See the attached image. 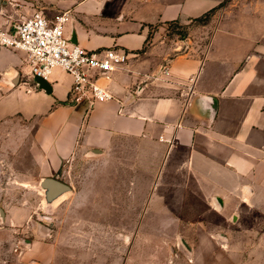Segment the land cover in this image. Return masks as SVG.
<instances>
[{
  "label": "crops",
  "instance_id": "crops-1",
  "mask_svg": "<svg viewBox=\"0 0 264 264\" xmlns=\"http://www.w3.org/2000/svg\"><path fill=\"white\" fill-rule=\"evenodd\" d=\"M224 1L200 27L205 48L160 30L147 48L153 25L189 23ZM66 11V33L82 46L129 54L110 83L114 97L92 108L69 103L68 72L55 68L47 91L24 50L0 46V154L31 164L26 176L41 183L68 177L78 156L116 162L127 153L136 171L129 192L145 195L136 203L146 221L157 210L180 221L190 195L234 221L243 210L264 221V0H74ZM31 14L0 0L5 29ZM11 210L6 219L24 220L22 207ZM35 242L30 261L52 264L56 250L36 251Z\"/></svg>",
  "mask_w": 264,
  "mask_h": 264
},
{
  "label": "rangeland",
  "instance_id": "rangeland-1",
  "mask_svg": "<svg viewBox=\"0 0 264 264\" xmlns=\"http://www.w3.org/2000/svg\"><path fill=\"white\" fill-rule=\"evenodd\" d=\"M5 1L50 17L73 8L74 2ZM201 26L195 20L153 25L147 48L156 30L172 43L191 38L205 48L209 31ZM14 157L0 154V264H51L30 261L35 241L41 242H35L36 251L56 250L52 264H264V221L255 220L256 211H238L240 220L234 221L227 212L201 209L190 195L180 221L168 220L161 210L152 211L153 220L146 221L145 209L136 203L145 195L129 192L136 171L127 153L116 162L78 156L69 176L60 178L68 188L54 197L26 176L31 164L23 167ZM109 188L116 193L104 194ZM14 206L25 213L16 225L6 219ZM23 251L31 253L22 259Z\"/></svg>",
  "mask_w": 264,
  "mask_h": 264
},
{
  "label": "built area",
  "instance_id": "built-area-1",
  "mask_svg": "<svg viewBox=\"0 0 264 264\" xmlns=\"http://www.w3.org/2000/svg\"><path fill=\"white\" fill-rule=\"evenodd\" d=\"M68 21V11L50 17L36 10L7 29L0 26V46L24 50L34 79L48 81L55 68L68 72L73 77L69 103L87 102L92 108L114 97L110 83L129 54L116 47L87 49L74 42L66 33Z\"/></svg>",
  "mask_w": 264,
  "mask_h": 264
},
{
  "label": "water",
  "instance_id": "water-1",
  "mask_svg": "<svg viewBox=\"0 0 264 264\" xmlns=\"http://www.w3.org/2000/svg\"><path fill=\"white\" fill-rule=\"evenodd\" d=\"M72 40L74 42H77L75 37H72ZM35 81L38 82L39 86L41 88L46 89L47 91H51L52 87L50 85V83L41 78V77H35ZM41 185L43 188L47 189L48 191V196L49 197H54L59 195L62 191H64L65 189L68 188V185L65 184L63 181L54 178V177H45L42 181H41Z\"/></svg>",
  "mask_w": 264,
  "mask_h": 264
},
{
  "label": "trees",
  "instance_id": "trees-1",
  "mask_svg": "<svg viewBox=\"0 0 264 264\" xmlns=\"http://www.w3.org/2000/svg\"><path fill=\"white\" fill-rule=\"evenodd\" d=\"M225 2H226V1L222 2L219 6L210 9L209 11H207L206 13H204L203 15H201L200 17L195 18L194 20H195V21H198V22H200V23H202V24L207 23V22L210 20L212 14H213L218 8H220L221 6H223V5L225 4ZM150 37H151V34L148 36V40H149ZM145 49H146V47H144V48L142 49V51H144Z\"/></svg>",
  "mask_w": 264,
  "mask_h": 264
}]
</instances>
